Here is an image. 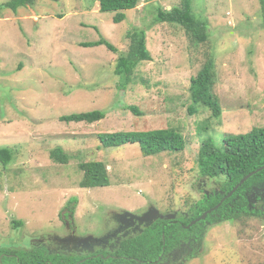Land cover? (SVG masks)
Instances as JSON below:
<instances>
[{
    "label": "rangeland",
    "instance_id": "rangeland-1",
    "mask_svg": "<svg viewBox=\"0 0 264 264\" xmlns=\"http://www.w3.org/2000/svg\"><path fill=\"white\" fill-rule=\"evenodd\" d=\"M181 1L140 0L120 24L115 14L100 11L99 0H37L0 17V149L13 154L7 166L0 161L1 249L18 236L13 221H21L26 234H38L41 223L72 199L79 216L100 207L186 210L205 195L200 185L207 179L199 177L197 165L203 142L211 139L220 148L229 135L264 127L260 0H193L194 13L208 24L209 39L201 44L180 26L155 24L159 8L171 10ZM136 29L146 31L153 60L141 63L134 83L122 90L115 66ZM101 37L118 52L81 46ZM210 57L216 60L220 121L207 108L193 117L188 112L191 79ZM95 110L106 118L61 121ZM168 128L184 136V151L145 157L138 145L104 149L98 139L102 133ZM57 148L69 155L68 164L52 160ZM91 161L107 166L109 187H80V164ZM214 186L208 182V189ZM187 264H264V221L248 217L209 227L201 253Z\"/></svg>",
    "mask_w": 264,
    "mask_h": 264
},
{
    "label": "trees",
    "instance_id": "trees-1",
    "mask_svg": "<svg viewBox=\"0 0 264 264\" xmlns=\"http://www.w3.org/2000/svg\"><path fill=\"white\" fill-rule=\"evenodd\" d=\"M56 2L58 0H51ZM37 0H9L0 4V17L6 11L18 13L19 10L33 7ZM262 11L264 14V0H260ZM100 11L102 13L115 14L113 21L115 24H120L127 19L125 12L135 10L140 4V0H99ZM155 24H170L182 27L187 36L195 44H201L209 39L208 24L199 18L193 11V0H182L180 5L165 10L159 8L155 15ZM264 29V24H263ZM128 39L131 43L126 53L120 54L116 66L115 75L120 78L119 88L126 90L132 83H134V76L137 68L143 62L153 60V57L147 47V33L144 30L136 29L128 34ZM82 47L95 48L106 46L111 52L117 53L118 50L107 39L101 37L98 41L82 43ZM202 69L198 74L191 79L190 97L191 105L188 108L190 116L200 114L201 109L207 108L211 111L212 117L218 121L222 119L223 108L218 96L214 93L216 85V60L214 57L208 58ZM137 116L142 113L136 107L129 108ZM106 118V112L95 110L91 112L75 113L61 117V121L65 123H87L94 124ZM101 146L104 149L120 148L125 145H138L143 156L156 157L164 153L182 152L186 148V140L184 136L176 129H158L149 131L136 132H114L102 133L98 135ZM50 156L52 160L59 164H68L70 157L64 152L62 148L54 149ZM12 151L9 148L0 149V161L7 166L12 161ZM197 165L199 169V177L206 179H213L221 181V189L226 193L231 191L233 187L239 183L247 175L257 170L258 167L264 165V127L253 129L250 133L242 135H229L224 139L220 148L216 146L213 140H206L203 142L199 155L197 158ZM80 169L84 173L83 179L80 183L82 188H97L109 187L111 179L107 166L103 162H86L80 164ZM264 176L262 173H257L242 186L238 188L237 197H230L223 202L218 210L211 214H217L219 219L217 222H234L240 221L243 218L253 217L264 221L259 216L252 215L247 212V200L243 197V191L251 181ZM222 198V197H221ZM221 198L217 195H204L199 201L194 203L196 205L195 216L200 217L201 214L216 207ZM77 199H73L76 202ZM72 204H68L71 208ZM213 218V217H211ZM207 219V218H206ZM205 219V220H206ZM210 220V219H208ZM220 220V221H219ZM201 221V226H204V220ZM15 228L23 225L21 221H14ZM192 230H198V224L193 226ZM204 233L207 234L205 229ZM181 236L179 235H165L167 246L175 245ZM206 235H202L205 238ZM163 235H149L143 238L140 251L130 252L129 248L135 245H124V249L140 259H157L162 253L164 247ZM134 249V248H133ZM125 252V251H124ZM1 253V252H0ZM20 262L12 259L13 264H26L24 260L28 254H21ZM36 256L31 261L32 264H39L35 260ZM102 263L101 259L99 261ZM106 264L105 262H103ZM115 264H141L135 260L128 262L125 259L115 260ZM89 264V263H85Z\"/></svg>",
    "mask_w": 264,
    "mask_h": 264
},
{
    "label": "flooded vegetation",
    "instance_id": "flooded-vegetation-1",
    "mask_svg": "<svg viewBox=\"0 0 264 264\" xmlns=\"http://www.w3.org/2000/svg\"><path fill=\"white\" fill-rule=\"evenodd\" d=\"M262 167L264 165L257 170ZM203 182L200 186L205 187V194L222 197L221 201L235 188L226 193L221 189L219 180L207 179ZM208 182H215V186L208 189ZM237 191L232 198L237 197ZM243 197L247 200V212L264 219V176L251 181L244 189ZM68 204H72L71 208ZM77 207L78 200H70L56 218L41 223L38 234H26L24 225L13 227L11 231L18 236L5 240L7 251L1 249L0 245V264H13L12 259L19 263L21 254H28L24 260L26 264H32L31 260L35 256L39 264H115L114 261L120 259L128 262L135 260L141 264H187L201 253L205 229L208 230L213 226L211 223L219 219L217 214L210 213L204 220V226H201V221L197 220L206 212L196 217L195 204L186 210L166 211L149 205L141 212L122 207L106 211L100 207L98 211L87 210L80 216ZM197 224L198 230H192ZM149 235H163L164 240L165 235L181 237L175 245L170 246L165 240L157 259L143 260L130 255V252L140 251L143 238ZM124 245L135 247L129 248V252L124 249Z\"/></svg>",
    "mask_w": 264,
    "mask_h": 264
},
{
    "label": "water",
    "instance_id": "water-1",
    "mask_svg": "<svg viewBox=\"0 0 264 264\" xmlns=\"http://www.w3.org/2000/svg\"><path fill=\"white\" fill-rule=\"evenodd\" d=\"M264 169V167L262 168H259L258 170L250 173L249 175H247L244 179H242V181L239 183V185H237L216 207H214L213 209L207 211L206 213H204L197 221H200V220H205L207 218V216L212 213L213 211L215 210H218L219 207L223 204V202L225 200H227L228 198L232 197L233 194L238 190V188L240 186H242L246 181H248L252 176H254L255 174L261 172L262 170Z\"/></svg>",
    "mask_w": 264,
    "mask_h": 264
}]
</instances>
